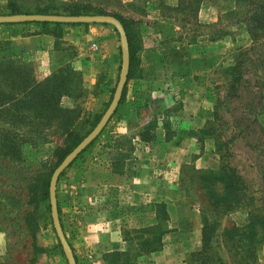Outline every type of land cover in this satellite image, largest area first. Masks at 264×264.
<instances>
[{"label": "rangeland", "instance_id": "rangeland-1", "mask_svg": "<svg viewBox=\"0 0 264 264\" xmlns=\"http://www.w3.org/2000/svg\"><path fill=\"white\" fill-rule=\"evenodd\" d=\"M201 3L204 7L199 11ZM14 6L29 13L46 6L60 12L83 6L131 20L134 13L145 14L149 6L152 18L174 25L179 32L175 38L185 34L191 40L201 35L203 45L214 43V121L205 124L204 134L227 166L226 175L235 174L241 181L234 179L227 186L242 203L229 212L214 207V192L222 194L223 184L216 181L214 186V175L202 179L207 174L201 173L209 169H186L187 185L182 189L187 202L200 212L203 226L215 224V229L204 249L201 238L192 234L191 249L175 261L264 264V0H0V14H9ZM2 42L0 39V92L6 96H0V105H4L0 108V264H67L43 191L59 154L71 140L57 120L39 118L35 109L23 108L17 101L23 89L18 79L39 83L52 78V73L42 78L34 60L16 55ZM206 47L204 52L209 50ZM62 73L71 80L69 86L77 98L64 95L57 101L76 111L72 128L82 136L99 109L90 108L88 93L77 84V77L68 75L66 68ZM13 142L18 150L7 146ZM89 149L77 163L86 158ZM67 169L58 178L56 195L64 234L75 244L88 222L70 208L67 186L62 187ZM139 221L137 230L124 234L128 241L137 242V237L146 235L142 231L151 220ZM91 253L88 249L80 256ZM136 259L134 264H141L140 257Z\"/></svg>", "mask_w": 264, "mask_h": 264}, {"label": "crops", "instance_id": "crops-1", "mask_svg": "<svg viewBox=\"0 0 264 264\" xmlns=\"http://www.w3.org/2000/svg\"><path fill=\"white\" fill-rule=\"evenodd\" d=\"M203 7L201 3L199 11ZM145 10L132 18L141 44L140 77L129 83L125 100L86 158L68 167L63 179L72 213L88 222L75 244L68 240L77 264H107L104 254L125 251L131 243L124 234L137 230L140 219H150L153 225L159 202L167 206L170 231L163 236L162 249L142 255L140 261L176 264V258L191 249V235L201 238L203 227L200 212L182 189L186 169L218 172L224 167L204 134L205 124L214 121V43L204 44L209 48L204 52L201 35L175 38L179 32L172 23L152 18L149 6ZM60 34L56 44L40 24H0V39L8 41L16 55L34 60L42 78L65 64L79 72L90 108L100 113L120 71L116 30L107 24H66ZM174 106H179L176 112ZM150 122L151 138L143 141ZM166 134L172 135L168 141ZM88 249L91 256H80Z\"/></svg>", "mask_w": 264, "mask_h": 264}, {"label": "trees", "instance_id": "trees-1", "mask_svg": "<svg viewBox=\"0 0 264 264\" xmlns=\"http://www.w3.org/2000/svg\"><path fill=\"white\" fill-rule=\"evenodd\" d=\"M9 14H54V15H61V14H68V15H73V16H78V15H91V14H96V15H112L115 18H117L121 24L123 25V28L125 30L127 40H128V46H129V72L127 76V80L125 83V86L122 91V96L120 99L119 104H121L126 97V92H127V87L129 83L136 77H140L141 71L139 70V58H138V53L140 52V38H139V33L137 30V24L134 22V20L124 18L122 16H119L117 14H112V13H107L103 10L96 9V8H85V7H78V8H67L63 12H60L57 8L53 6H46L44 8H38L37 11L34 13H29V12H23L17 7H11V11ZM1 15V14H0ZM19 24H31L30 22L26 23H19ZM40 24L41 27L43 28L44 32H50L57 44V40L60 39L61 37V27L66 24H59V23H36ZM12 25V24H11ZM71 26H87L88 24H67ZM115 30V29H114ZM4 45H10L8 41L2 42ZM120 51V49H119ZM66 68V71L68 72V75H73L74 77H77L78 80H80L77 84L81 85V75L79 72L75 71L69 64H65V66L62 68L60 66L58 69L52 72V78H48L42 82H25L23 81V78L21 77L20 80L18 79L19 85L23 88L22 89V94L21 96L16 99L17 101L21 104L23 108L27 109H35L39 115V118H43L44 120H53V121H58V123L65 129L66 137L71 140L69 141V145L59 154L57 161L55 163V166L53 170L51 171L49 178L45 184V188L43 191V196L45 199L49 201V182L51 175L54 171V169L63 161V159L81 142V140L95 127V125L98 123L100 120L102 114L108 107L109 103L111 102L115 87L111 90V96L109 102L106 104L102 112L97 113L92 120L88 124V129L86 132L81 136L79 134H76L73 130V119L75 118V110L72 108H64L58 103L57 99L59 96H64V95H70L73 97H76L73 93V88H70L69 84L71 83V80L63 78L61 75L63 74L62 72ZM120 70V67H119ZM57 71V72H56ZM56 72V73H55ZM55 76V77H54ZM54 77V79H53ZM19 78V75H18ZM30 84L29 86L26 87V84ZM79 85V90H81V86ZM116 86V85H115ZM78 91V89H77ZM80 92V91H79ZM1 98H4L6 94L4 92H0ZM77 98V97H76ZM4 105H0V108H2ZM179 109V106H174L172 111H177ZM116 113V110L114 114ZM113 114V115H114ZM112 115V116H113ZM167 115V113H166ZM111 116V117H112ZM109 122V121H108ZM107 125V124H106ZM106 127V126H105ZM104 127V128H105ZM154 126L152 123H148L147 127L145 130L142 132L141 139L143 141H149L150 140V131H152ZM104 130V129H103ZM102 130V131H103ZM101 131V133H102ZM100 133V134H101ZM99 134V135H100ZM98 135V136H99ZM98 136L95 138L91 144L86 147L74 160L73 162L68 166H72V164L79 159L83 154L93 145V143L97 140ZM172 135L166 134V141L170 140ZM5 140V139H4ZM8 140V139H7ZM8 144V142H5V144ZM3 145V144H2ZM10 148H14L15 150H18L16 148V144L13 142L10 145H7ZM67 169V168H66ZM226 170L227 166L224 165V167L218 171H207L206 173H201L202 174H207L202 176V179L207 178L209 175H214V186L215 182H220L223 184V190L224 192L222 194L215 193L214 192V207H220L222 208L225 212L232 211L236 208H239L241 206V199L239 197L234 196L235 194L232 193L233 189L231 192L229 191V188L227 185L230 183L233 184L234 179L239 180V178L235 174H230V176L226 175ZM64 172L61 173V176L63 175ZM236 176V177H235ZM209 178V177H208ZM239 182H241L239 180ZM226 188V189H225ZM228 188V189H227ZM243 189V188H242ZM241 189V190H242ZM234 194V195H233ZM57 197V195H56ZM57 207H58V214L60 218V210H59V204L57 201ZM47 209L50 211V205L48 203ZM155 223L153 225L147 226L142 232L144 233L145 236L140 235L137 237V242H134L133 239L130 240L131 246L128 247L125 251H112L107 254H104L103 259L106 261L107 264H134L136 262V258L141 257L144 254H149L152 252H157L162 249L163 243L162 239L163 236L170 231V228L168 226L169 223V214L167 211V206L163 202H159L155 205V217H154ZM61 222V219H60ZM62 225V224H61ZM63 227V226H62ZM248 229L251 230V227H249V224L246 226ZM212 228L215 229V224L214 226H209L205 225L202 227V237H201V243H202V248H206L207 245L209 244ZM234 230L238 229L235 227H232ZM63 229V228H62ZM148 235H152L151 238L148 237ZM253 236V235H252ZM251 236V237H252ZM253 239V238H252ZM156 241V244H153ZM254 243H257L252 240ZM70 244V243H69ZM60 246V245H59ZM71 246V245H70ZM61 247V246H60ZM72 248V246H71ZM73 250V248H72ZM74 253V251H73ZM76 263H77V258L74 254Z\"/></svg>", "mask_w": 264, "mask_h": 264}, {"label": "water", "instance_id": "water-1", "mask_svg": "<svg viewBox=\"0 0 264 264\" xmlns=\"http://www.w3.org/2000/svg\"><path fill=\"white\" fill-rule=\"evenodd\" d=\"M59 23V24H107L111 25L119 36L121 64L115 90L108 107L102 114L95 127L81 140V142L63 159L54 169L49 182V205L52 226L61 245L67 264H77L73 250L67 241L60 222L56 188L57 181L61 173L68 168L73 160L86 148L104 129L111 116L114 114L125 86L129 72V46L128 40L121 22L112 15H54V14H5L0 15V24L19 23Z\"/></svg>", "mask_w": 264, "mask_h": 264}]
</instances>
